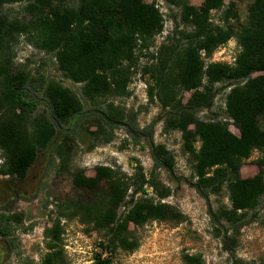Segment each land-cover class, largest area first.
Here are the masks:
<instances>
[{"label":"trees","instance_id":"obj_1","mask_svg":"<svg viewBox=\"0 0 264 264\" xmlns=\"http://www.w3.org/2000/svg\"><path fill=\"white\" fill-rule=\"evenodd\" d=\"M155 1L0 0V9L21 4L19 17L0 12V176L22 180L39 154L51 152L67 169L75 146L89 142L90 150L108 144L119 126L132 137L147 140L152 161L146 174L137 161L129 176L104 165L95 166L92 176L81 169L70 172L74 194L56 204V218L43 229L45 253L40 264H69L61 246L60 218L102 231L103 249L125 252L138 245L130 226L186 219L163 201L171 191L160 182L159 173L174 178V158L162 144L152 143L156 121L138 128L135 113L112 103L94 106L99 99L128 95L136 51L154 46V36L162 29L164 19ZM162 1L176 9V16L171 18L170 33L148 54L153 61L141 68L147 77L146 98L163 112L162 131L179 133L190 184L205 201L211 223L219 227L221 247L230 252L241 227L259 220L257 212L264 203V0H251L244 24H238L236 0H202L197 6L187 0ZM211 12L219 13L216 21ZM19 37L52 54L61 76L80 84L82 97L94 107L85 110L58 81L43 80L34 86L27 74L14 72L11 49ZM230 39L238 48L232 65L205 62ZM220 89L227 90L223 108L211 112ZM203 111L210 115L199 117ZM253 152L257 171L242 178L240 167ZM223 189L227 205L212 209L209 197ZM6 222L0 216V227ZM8 232L0 228L1 237ZM181 263L204 264L197 254H182ZM95 264L108 262L95 258ZM230 264L248 263L234 257Z\"/></svg>","mask_w":264,"mask_h":264},{"label":"rangeland","instance_id":"obj_2","mask_svg":"<svg viewBox=\"0 0 264 264\" xmlns=\"http://www.w3.org/2000/svg\"><path fill=\"white\" fill-rule=\"evenodd\" d=\"M187 1L190 5L197 6L202 0ZM69 2L72 4L74 0ZM250 2L251 0L235 1L238 24L245 23L246 9ZM20 7L21 4L5 5L0 12L8 17H19ZM158 9L168 30L173 25L172 19L176 16V9L164 2L158 4ZM218 15V12H211V20L216 21ZM160 42L159 38H154L155 47ZM154 51L155 49L136 51L138 59L127 86V96L99 99L94 106L112 103L119 109L131 111L136 115L135 124L138 128L156 121L152 143L162 144L174 158V178L164 172L159 173L160 182L171 191L170 196L163 201L176 207L186 219L180 223L148 222L140 227L130 226L132 237L138 245L132 252H125L119 249H103L100 246V243H103L102 231L93 230L76 219L60 218L61 246L66 261L69 264H95V258H98L108 264H182V254H197L201 256L204 264H230L234 257L248 264H264V203L261 204L263 208L257 212L259 220L241 227L237 245L233 250L227 252L221 247L219 227L211 223L205 201L190 184L191 174L186 156L181 150L179 133L162 131L160 119L163 112L155 103L147 101V77L141 75V68L153 61L148 54ZM236 51L238 52L237 49L233 50L234 53ZM11 55L12 70L27 74L34 86H38L43 80L58 81L77 96L85 110L94 107L82 97L80 84L72 83L61 76L52 54L31 47L19 37L16 46L11 49ZM222 58V61L226 59L225 54ZM218 87L220 85H217ZM226 91L219 90L211 112L221 111ZM35 94L40 111V93ZM187 96L188 94L184 93L182 100L185 101ZM209 115L210 113L204 111L199 113L201 118ZM88 126L87 122L85 127ZM88 129L94 130L93 127ZM228 129L232 134L238 135L233 126L229 125ZM89 145V142H83L73 148L67 169H62L55 153L51 152L39 154L22 180L0 176V216L8 220L4 223L5 226L0 228H8L9 231L7 237L0 236V264H40V259L45 253L43 229L49 227L56 218V204L74 194L70 172L81 169L86 176H92L95 166L104 165L129 176L133 172L135 161L141 165L145 174L151 169L152 161L147 140L144 137H132L125 131L124 126L113 130L110 143L98 144L90 150ZM256 157L257 153L253 152L243 161L239 170L240 177L255 175L257 169L253 161ZM1 162L0 155V164ZM146 191L150 194V189L146 188ZM208 202L212 209H216L218 205H227L225 190L216 196H210Z\"/></svg>","mask_w":264,"mask_h":264},{"label":"built area","instance_id":"obj_3","mask_svg":"<svg viewBox=\"0 0 264 264\" xmlns=\"http://www.w3.org/2000/svg\"><path fill=\"white\" fill-rule=\"evenodd\" d=\"M163 1L162 0H156L154 2V6L158 9V4H161ZM159 10V9H158ZM160 12V11H159ZM161 13V12H160ZM163 16V15H162ZM164 19V17H163ZM165 20H163V25H162V29L160 31V33H158L157 35L154 36L160 39V43H162L165 39V37L170 33L171 28L170 27L168 30L165 28ZM230 41H232V39L228 40L225 44L219 46L210 56V58L208 59V61H212V62H222V63H226L228 65H232L234 63V59H235V55L237 53V51L234 53L233 50L237 49L236 43L234 41H232L230 43ZM157 43V46L160 44ZM156 46V47H157ZM155 46L150 47L149 49H155ZM225 54L226 59L224 61L222 56ZM216 55H218V57H216ZM66 247V246H64Z\"/></svg>","mask_w":264,"mask_h":264}]
</instances>
